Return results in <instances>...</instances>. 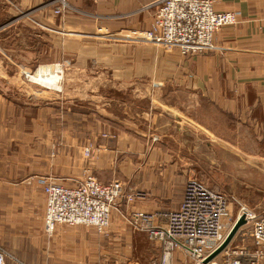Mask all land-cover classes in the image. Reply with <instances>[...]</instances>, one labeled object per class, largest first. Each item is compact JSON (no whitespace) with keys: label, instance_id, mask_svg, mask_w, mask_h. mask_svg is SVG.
I'll return each instance as SVG.
<instances>
[{"label":"crops","instance_id":"obj_1","mask_svg":"<svg viewBox=\"0 0 264 264\" xmlns=\"http://www.w3.org/2000/svg\"><path fill=\"white\" fill-rule=\"evenodd\" d=\"M21 1L25 5H38L43 0ZM69 3L75 8L63 15V25L70 35L78 32L85 38L64 39L62 45L66 52L82 46L79 55L82 63L102 65L119 59V48L112 42L115 40L95 38L103 41L99 42L86 39V35L103 30L121 34L129 30L125 29L128 26L145 30L154 17L151 11L144 10L150 0H69ZM214 7L218 11H238L240 16L238 22L216 32L212 51L190 57L198 73L192 76V87H198L201 81L207 87V96H215L208 99L226 115L237 114V121L245 123L254 113V120L262 127L264 0H214ZM136 45L142 46L131 54L137 65L133 73L141 76L148 67L145 63L149 61L145 59L149 58L150 45ZM200 65H205V69ZM4 68L5 74H9L5 65ZM133 73L121 77L130 78ZM142 126L97 110L80 111L55 103L26 105L0 93V246L8 253L5 264L158 262L150 255L157 249L146 243L144 246L143 232L133 229L125 218L132 210L178 209L187 175L181 170L184 165L174 161L175 154L167 144L161 139L154 142L155 135ZM103 131L117 132L118 137L104 138ZM89 143H93L94 149L92 156L86 158L84 148ZM87 164L101 181L122 180L146 191L148 197L131 204L121 200L112 211L110 228L104 233L94 227L67 224L47 233L46 199L39 177L50 176L73 185L83 178ZM136 252H142L145 261ZM183 262L192 264L184 253L176 252L173 264Z\"/></svg>","mask_w":264,"mask_h":264},{"label":"rangeland","instance_id":"obj_2","mask_svg":"<svg viewBox=\"0 0 264 264\" xmlns=\"http://www.w3.org/2000/svg\"><path fill=\"white\" fill-rule=\"evenodd\" d=\"M156 1L150 0L144 6V10L152 12L151 16L155 14ZM59 8L60 13H56ZM73 8L69 0H43L38 5H25L21 0H0V63L13 74L16 71L22 74L23 80V85L16 79L2 80L9 85L10 99L26 105L55 103L74 110H97L117 120L135 122L140 127L144 125L155 135L153 141L160 142L161 139L174 152V161L185 166L181 170L186 172V182L189 178H195L226 195L230 208L226 234L237 221L242 206L258 214L264 213V121L260 120L263 126L259 127L252 113L245 123H239L237 114L226 115L208 99L215 96H207L204 83L200 81L198 87H192V76L198 73L194 65L192 67L190 57L202 56L210 51L183 54L177 48H166L151 40H139L138 36H143L141 32L149 30L151 25L145 30H133L128 26L125 29L129 30L121 34L103 30L86 35V39L97 41L100 38L115 40L112 42L119 48L117 61L103 62L102 65L82 63L79 61L82 46H74L66 52L62 45L64 39L85 38L79 36L78 32L70 35L71 32L63 25V15ZM47 17L52 19L48 21ZM97 37L100 38L95 39ZM144 43L150 45L149 58L145 59V62L149 61L145 63L148 67L143 75L134 76L133 70L137 69V65L135 56L131 54L137 53V48L142 46L136 44ZM13 50L19 54L32 51L34 62L27 65L14 63L9 54ZM167 54L171 55L166 57ZM169 62L173 65L170 66ZM43 67L61 76L60 90L31 81L29 75ZM204 67L200 65L201 69ZM126 73H133V76L121 77ZM116 74L119 77L114 76ZM101 136L115 139L118 134L103 131ZM93 149V143L84 148L86 158L92 156ZM86 150L90 152L89 155ZM88 174L104 185L111 183L101 181L92 172L90 164L86 165L81 180ZM49 178L39 177L42 187V180ZM143 235L144 246L146 243L159 252L158 257V252L150 253L153 261L158 259L155 263L158 264L159 246L150 241L145 233ZM251 247V231L245 223L215 259L221 263L226 256H234L237 249ZM139 255L145 261L142 252Z\"/></svg>","mask_w":264,"mask_h":264},{"label":"built area","instance_id":"obj_3","mask_svg":"<svg viewBox=\"0 0 264 264\" xmlns=\"http://www.w3.org/2000/svg\"><path fill=\"white\" fill-rule=\"evenodd\" d=\"M155 5L151 28L141 32L143 36L138 39L177 48L183 54L212 51L216 32L235 24L240 16L238 11L216 10L214 0H157ZM60 11L59 8L56 13ZM86 154L90 152L86 150ZM42 183L46 199L44 226L49 234L61 224L94 227L104 233L111 226L112 211L118 202L125 200L131 204L148 197L147 192L126 187L119 180L104 185L91 174L74 185L52 177ZM242 215L250 228L253 247L237 249L234 256H226L223 262L214 259L208 264H264V213L242 206L237 218ZM229 217V201L224 193L189 178L178 209L132 210L125 219L159 246L158 264H173L176 252L198 264L225 240ZM7 255L0 246V264L6 263Z\"/></svg>","mask_w":264,"mask_h":264},{"label":"water","instance_id":"obj_4","mask_svg":"<svg viewBox=\"0 0 264 264\" xmlns=\"http://www.w3.org/2000/svg\"><path fill=\"white\" fill-rule=\"evenodd\" d=\"M7 50V49H6ZM10 57L15 61L14 63L16 64H22V65H27L31 64L34 62L35 55L30 51V52H23L22 54L15 53V50L9 51ZM34 65H31L33 67ZM6 69L1 65L0 63V91L6 96L9 97L11 94V90L9 88V85L4 84L2 80H8L10 78L16 79L18 82H20V85H23V80H21L22 74L19 72H15L14 74L9 71V74H5ZM48 98V97H47ZM52 99V98H51ZM55 99V98H53ZM246 223L245 216L242 215L240 216L231 230L228 232L225 240L221 243V245L216 248L213 252H211L202 262L198 264H208L211 261H213L232 241L234 236L236 235L237 231Z\"/></svg>","mask_w":264,"mask_h":264},{"label":"bare ground","instance_id":"obj_5","mask_svg":"<svg viewBox=\"0 0 264 264\" xmlns=\"http://www.w3.org/2000/svg\"><path fill=\"white\" fill-rule=\"evenodd\" d=\"M31 81L40 84L46 88L60 90L61 76L57 72L51 71L48 67L38 69L35 74L29 75Z\"/></svg>","mask_w":264,"mask_h":264}]
</instances>
